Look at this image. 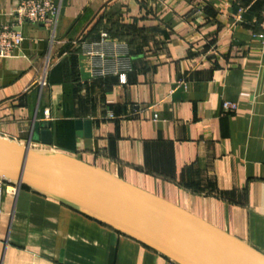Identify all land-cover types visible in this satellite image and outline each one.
Returning <instances> with one entry per match:
<instances>
[{
    "label": "crops",
    "instance_id": "crops-1",
    "mask_svg": "<svg viewBox=\"0 0 264 264\" xmlns=\"http://www.w3.org/2000/svg\"><path fill=\"white\" fill-rule=\"evenodd\" d=\"M54 1L55 28L23 24L19 50L0 59V137L99 168L264 256V43L252 37L264 0ZM17 3L0 0V25ZM101 32L128 45L124 84L108 72L121 55L82 52ZM93 64L106 76L92 78ZM77 121L90 122L89 138ZM0 264L176 263L4 183Z\"/></svg>",
    "mask_w": 264,
    "mask_h": 264
},
{
    "label": "water",
    "instance_id": "water-1",
    "mask_svg": "<svg viewBox=\"0 0 264 264\" xmlns=\"http://www.w3.org/2000/svg\"><path fill=\"white\" fill-rule=\"evenodd\" d=\"M90 127L89 121L76 122L88 138ZM48 128L35 125L45 145H51ZM0 180L54 200L176 264H264L262 254L237 238L76 158L0 137Z\"/></svg>",
    "mask_w": 264,
    "mask_h": 264
},
{
    "label": "built area",
    "instance_id": "built-area-1",
    "mask_svg": "<svg viewBox=\"0 0 264 264\" xmlns=\"http://www.w3.org/2000/svg\"><path fill=\"white\" fill-rule=\"evenodd\" d=\"M59 14L60 8L54 0H18L16 7L10 14L11 22L9 24L0 25V59L12 58L19 50L23 41V36L20 32V28L23 24H41L54 29ZM258 21L259 32L254 33L252 37L264 43V9L259 13ZM81 49L82 52L90 56L96 54L97 49L109 50L110 52L107 53V56L111 58L121 55V57L117 58L116 62H114V68L108 69L111 71L99 66V64H93L90 68V76L94 79H98L105 77L108 72H111L119 78L122 84L126 82V72L131 70L129 65V48L126 43L109 40L108 34L106 32H101L98 39L94 42L82 43ZM97 56L103 60L105 54ZM104 61L105 60L102 62ZM45 76L46 75L43 76L40 82L41 86L46 85ZM221 110L225 113H233L236 110V105L231 102H223L221 104ZM46 117H48L47 113ZM108 117L110 119L113 118L111 114H109ZM153 119L156 120L157 116L154 115ZM4 183L6 182L0 180V194ZM7 184L14 186L11 183Z\"/></svg>",
    "mask_w": 264,
    "mask_h": 264
},
{
    "label": "trees",
    "instance_id": "trees-1",
    "mask_svg": "<svg viewBox=\"0 0 264 264\" xmlns=\"http://www.w3.org/2000/svg\"><path fill=\"white\" fill-rule=\"evenodd\" d=\"M23 188H26V187H23ZM26 189H28V188H26Z\"/></svg>",
    "mask_w": 264,
    "mask_h": 264
}]
</instances>
